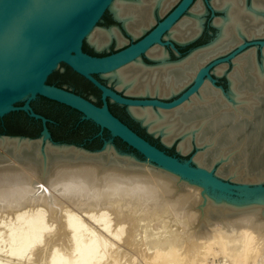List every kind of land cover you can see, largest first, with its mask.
<instances>
[{
    "label": "bare ground",
    "instance_id": "6f19581e",
    "mask_svg": "<svg viewBox=\"0 0 264 264\" xmlns=\"http://www.w3.org/2000/svg\"><path fill=\"white\" fill-rule=\"evenodd\" d=\"M177 1L113 0L111 9L139 37L155 23L156 10L163 16ZM210 2L225 14L215 18L220 32L209 45L170 61L167 49L156 44L147 51L156 63L137 59L105 76L129 95L170 97L205 62L264 32V1L254 0L248 9L239 0ZM204 6L192 7L166 38L182 43L197 36ZM103 28L88 34L97 49L113 39L127 42L117 27ZM238 56L227 74L228 93L206 80L177 108L130 112L165 144L181 138V152L195 140L202 146L194 155L200 167L211 172L220 163L217 176L246 185L264 181V57L258 60L256 52L255 60L253 50ZM227 66L220 64L215 73ZM5 146L33 147L29 140L2 137ZM36 151L39 161L0 158V226L10 227L7 245L0 231V264H210L218 255L230 264H264V190L245 188L234 197L217 190L224 188L220 181L149 160L117 159L110 146L99 158L49 142ZM52 152L64 157L51 159ZM150 236L157 238L148 243Z\"/></svg>",
    "mask_w": 264,
    "mask_h": 264
},
{
    "label": "water",
    "instance_id": "95a60500",
    "mask_svg": "<svg viewBox=\"0 0 264 264\" xmlns=\"http://www.w3.org/2000/svg\"><path fill=\"white\" fill-rule=\"evenodd\" d=\"M112 2L113 0H0V118L12 111H24L29 117L40 120L42 123L41 135L36 138L24 135L0 134V138L25 139L33 145L32 148H23L20 151H16L12 146L0 147V158H6L2 155V152H7L23 161H39L41 157L36 149L39 147L42 151L46 142L53 146H70L83 151L90 157L97 158L101 155L104 156L107 147L110 146L112 148L111 154L117 159L129 158L136 162L149 160L155 165L176 172L184 174L188 172L200 173L212 183L220 181L224 188H217V190L222 189L227 194L232 185L224 182L213 170L209 172L207 169L200 167L194 161V156L189 160H182L152 144L115 116L109 109L108 101L125 106L130 116L139 122L142 127L154 136L161 137L160 134L155 135L149 131L142 121L135 118L130 112V107L177 108L196 94L206 80H209L212 86L223 93H228L230 89L229 76L227 75L228 90H225L223 86L217 84V79L213 77L216 67L223 63L232 62L235 57L250 46L262 49L264 39L244 37V41L240 45L205 62L194 79L170 98L129 95L122 93L109 83H105L102 78L137 59L145 62L143 57L156 63L157 60L150 58L147 54V51L156 44H161L166 49L168 46L173 50L178 58L171 59L167 49L168 60L170 61L189 56L193 51L209 45L217 38L220 27L214 23V20L216 17L224 15L225 11L214 7L210 0H204L211 13L212 20L210 24L216 29V33L210 41L193 47L185 55H181L177 44L187 45L195 42L202 34L203 28L197 36L182 43L172 38H166V35L169 33L170 28L189 12L194 0H178L174 7L150 30L148 29L139 37H134L131 42L115 52L106 55L87 53L83 49V44L85 41L89 42L88 34L99 26V22L107 11L112 13L113 19L121 26L111 25L106 28L115 26L122 33L132 35L128 32L124 20L116 17L112 11ZM217 12L221 15H217ZM90 45L96 48L93 44L90 43ZM61 64L67 65L92 83L100 91L103 104L101 106L97 105L70 89L49 83V76L58 70ZM146 64L151 63L146 62ZM37 96L45 97L79 111L82 113V119L89 120L100 128L95 137L104 139L103 133L107 130L113 137H118L129 147L139 152L145 160H140L132 153L118 150L112 141L107 139H104L102 148L98 150H89L84 145L55 141L47 125L49 119L36 112L31 105V101ZM21 102L23 104L18 105ZM249 128L251 129V127ZM227 135L228 133L223 131L221 139L225 140ZM180 139L177 138L173 143ZM193 142L198 147V151L201 150L202 146L195 140L192 141L191 148L194 147ZM162 143L165 144L163 141ZM178 151L180 150L178 149ZM215 151L214 148L212 153ZM50 156L51 159L64 157L63 154L53 152L50 153ZM180 169L183 171H180ZM245 188L256 191L264 190V181L246 185L240 183L238 189L241 195L242 190Z\"/></svg>",
    "mask_w": 264,
    "mask_h": 264
},
{
    "label": "rangeland",
    "instance_id": "374dc122",
    "mask_svg": "<svg viewBox=\"0 0 264 264\" xmlns=\"http://www.w3.org/2000/svg\"><path fill=\"white\" fill-rule=\"evenodd\" d=\"M205 7H206V12L203 15L204 18V27H203V32L200 35V37L193 43L187 44V45H178L177 47L181 52V55L187 54L193 47L197 45H202L204 43H207L210 41L215 33L216 29L211 26V13L210 10L207 8L204 0H202ZM198 2V0H194L193 4L190 7V10L192 9L193 5ZM202 5V4H201ZM174 6H172L164 15H166ZM190 10L189 12L186 13V15H190ZM194 14L193 12H191ZM217 15H221V13L217 12ZM163 15V16H164ZM185 15V16H186ZM159 14V12L156 10L155 11V23L153 26L163 17ZM190 17V16H189ZM99 27H109L111 25H118L121 26L120 23H117L112 16L111 12H106L105 15L103 16L102 20L99 22ZM151 26L149 30L153 27ZM104 29V28H103ZM124 33V32H123ZM125 38H126V43L123 45H119L116 39H113L106 47L102 49H96L90 45L89 42H84L83 48L87 49L92 54L95 55H102V54H109L112 52H115L116 50L124 47L126 44L131 42L134 38L133 35H128L126 33ZM167 49L169 50L170 53V58L171 59H177L176 55L174 54L173 50L167 46ZM144 61L147 63H155L153 61L148 60L146 57H143ZM228 66L223 74H213V77L217 79V84L220 86H223L225 90H228V84H227V74L232 71L233 68V62L226 63ZM66 70H68L66 72ZM231 73V72H230ZM229 73V74H230ZM105 81H107L112 87H116L115 80L110 79L109 77H104ZM49 82L52 83H61L63 87H66L72 91H75L95 103L99 104L102 102L101 99V93L100 91L95 88L89 81L84 79L83 77L77 75L74 73L72 70L67 69V67L63 64H61L60 68L53 72L51 76L48 79ZM118 89V88H117ZM119 90V89H118ZM122 93H125V90L120 89ZM171 97V96H170ZM166 97V98H170ZM23 102L18 103V105H22ZM31 105H33L35 108H37L40 111L47 112L52 115V117L57 118L58 120L63 122V130L57 131V137L61 138L60 140H54L58 142H65V143H70V144H76V145H84L85 148L89 150H98L101 149L103 144H104V139L111 140L112 143L116 146V148L122 152L126 153H132L136 155L140 160H145V158L136 150L133 148L129 147L126 143H124L122 140H120L118 137H113L108 131H104L103 133V138H99L98 140H93L90 138L93 136L96 132H99L100 128L92 123L91 121L86 123L84 122V119H82V114L79 112L70 109L69 107H66L64 105H60L59 103L49 101L45 99L42 96H37L31 101ZM112 110L124 121H126L132 128L136 130L137 133H139L141 136L146 138L148 141H150L152 144L156 145L157 147L165 150L168 154L176 156L182 160H189L191 159L198 151V147L195 145V142H193L194 147H192L189 151L187 152H181L178 151V142L176 141L175 143L171 145H165L162 143V139L159 136H154L153 134L149 133L146 128L142 127L139 122L134 120L130 114L128 113L127 109L124 106H120L115 103L110 104ZM31 118V117H30ZM41 126L37 124H33L31 120L29 119V116L27 113L24 111H12L5 116L0 118V134H9V135H24V136H29V137H39L41 135ZM89 138V139H87ZM2 152V151H1ZM2 155L6 156L7 158L14 159V157L7 152H2ZM220 163H216L213 165L212 170L214 173H217V170L219 169ZM222 180L226 183H229L231 186L230 191L227 193L228 195L234 196V197H240V190L238 189V186L240 182L231 180L229 178H222ZM7 224L4 223L5 228L3 225H1L0 228L1 232L3 230V237L6 235L5 240H3V237L1 238L2 244L7 245L6 239L9 234V229L6 226ZM4 228V229H3ZM1 233V234H2ZM153 238L147 237L145 240L150 243L151 241L156 239V236H152ZM151 238V239H148ZM151 240V241H149ZM157 241V240H156ZM6 242V243H5ZM147 242L146 243L148 244ZM158 242V241H157ZM1 243V242H0ZM1 244V245H2ZM6 245L3 246V248L6 249ZM150 245V244H149ZM148 245V247H149ZM147 246V245H146ZM5 256V255H3ZM2 256V257H3ZM5 258V257H4ZM1 258V259H4ZM210 264H230L228 261H226L223 256H215L213 258H210L209 260Z\"/></svg>",
    "mask_w": 264,
    "mask_h": 264
},
{
    "label": "flooded vegetation",
    "instance_id": "af4514ba",
    "mask_svg": "<svg viewBox=\"0 0 264 264\" xmlns=\"http://www.w3.org/2000/svg\"><path fill=\"white\" fill-rule=\"evenodd\" d=\"M253 1L254 0H239V3H241L243 6H244V8L245 9H248V8H250L251 6H252V3H253ZM256 1H264V0H256ZM200 2H202V0H198V2L193 6V7H195L196 5L197 6H199L200 8H202V5H201V3ZM213 3V2H212ZM202 4L204 5V3L202 2ZM214 5V4H213ZM214 7H216L215 5H214ZM204 8H205V6H204ZM217 8V7H216ZM206 10V9H205ZM220 10H223V9H220ZM192 11V10H191ZM205 13V12H204ZM263 20H264V16H263ZM263 24H264V22H263ZM259 36H263V37H259ZM246 38H249V39H252V38H255V37H248V36H245ZM256 38H260V39H264V32H263V30H260L259 31V33H258V35L256 36ZM234 48V47H233ZM84 49V51H86L87 53H90L89 51H87V49H85V47L83 48ZM263 49V48H262ZM262 49H256L255 48V46H250V47H248V48H246L245 50H244V52H246V51H250V50H253V54H254V57H255V60H256V52H257V59L258 60H261L262 59V56L264 57V49H263V53H262ZM244 52H242V53H244ZM241 53V54H242ZM90 54H92V53H90ZM240 54V55H241ZM92 55H95V54H92ZM239 55V56H240ZM238 56V57H239ZM262 62H263V60H262ZM233 64H234V62H233ZM63 65H65V64H63ZM66 67H67V69H70V70H72L70 67H68L67 65H65ZM233 68H234V65H233ZM233 68H232V70H233ZM68 70H66V72H67ZM73 71V70H72ZM74 72V71H73ZM231 72V71H230ZM229 72V73H230ZM74 73H76V72H74ZM77 74V73H76ZM78 75V74H77ZM51 76V75H50ZM49 76V77H50ZM79 76H81V75H79ZM82 77V76H81ZM84 78V77H83ZM49 79V78H48ZM85 79V78H84ZM102 80L105 82V83H108L107 81H105V78H102ZM88 81V80H87ZM49 82V81H48ZM49 83H51V84H54V85H57V86H60V87H63L61 84H59V83H52V82H49ZM90 83V82H89ZM92 84V83H91ZM95 87V86H94ZM66 88V87H65ZM96 88V87H95ZM68 89V88H67ZM75 92V91H74ZM77 93V92H76ZM79 94V93H78ZM81 95V94H80ZM83 96V95H82ZM85 97V96H84ZM45 98V97H44ZM87 98V97H86ZM45 99H47V98H45ZM89 99V98H88ZM47 100H49V101H53V100H50V99H47ZM91 100V99H90ZM92 101V100H91ZM53 102H56V101H53ZM94 102V101H93ZM56 103H58V102H56ZM95 103V102H94ZM111 103H114V102H110V101H108V105H109V109H110V111L115 115V116H117L119 119H121L124 123H126L128 126H130L126 121H124L122 118H120L113 110H112V108H111V106H110V104ZM60 105H64V104H61V103H59ZM95 104H97V103H95ZM103 103L101 102V103H99V104H97V105H102ZM116 104V103H115ZM119 105V104H118ZM33 106V105H32ZM64 106H66V105H64ZM121 106V105H120ZM66 107H69V106H66ZM125 107V106H124ZM33 108H34V110L36 111V112H38V113H40V114H42V115H44V116H46L48 119H49V121L47 122V125H48V128H49V130H50V132H51V135H52V138H54L55 140H57L56 138H58L57 137V131H61V130H63V122L62 121H60V120H58L57 118H55V117H52V115L51 114H49V113H47V112H44V111H40V110H38L37 108H35L34 106H33ZM70 109H72L71 107H69ZM126 108V107H125ZM127 109V108H126ZM73 110H75V109H73ZM75 111H77V110H75ZM77 112H79V111H77ZM80 113V112H79ZM80 114H82V113H80ZM29 119L31 120V122L33 123V124H39L40 126H42V123H41V121H36V120H33V119H31L30 117H29ZM84 122H86V123H88V122H90L89 120H84ZM131 127V126H130ZM132 128V127H131ZM41 129H42V127H41ZM133 130H135L134 128H132ZM105 131H107V130H105ZM136 131V130H135ZM98 132H96L93 136H91L90 138L92 139V141L93 140H98L100 137H95V135L97 134ZM61 138H59V140H60ZM87 139H89V138H87Z\"/></svg>",
    "mask_w": 264,
    "mask_h": 264
},
{
    "label": "trees",
    "instance_id": "16d2710c",
    "mask_svg": "<svg viewBox=\"0 0 264 264\" xmlns=\"http://www.w3.org/2000/svg\"><path fill=\"white\" fill-rule=\"evenodd\" d=\"M102 55H106V54H102ZM59 84H61L60 82H59ZM31 119H33V120H35L34 118H31ZM36 121H38V120H36ZM40 121V120H39ZM42 127V126H41ZM57 140H59V138H56Z\"/></svg>",
    "mask_w": 264,
    "mask_h": 264
}]
</instances>
